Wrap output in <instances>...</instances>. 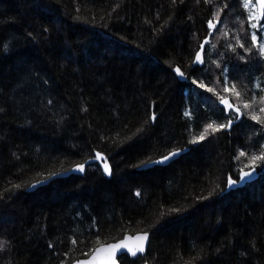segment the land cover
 <instances>
[{
  "label": "trees",
  "instance_id": "obj_1",
  "mask_svg": "<svg viewBox=\"0 0 264 264\" xmlns=\"http://www.w3.org/2000/svg\"><path fill=\"white\" fill-rule=\"evenodd\" d=\"M243 2L0 0V264L139 231L145 255L121 264H264V33ZM209 124L229 126L193 142Z\"/></svg>",
  "mask_w": 264,
  "mask_h": 264
},
{
  "label": "snow or ice",
  "instance_id": "obj_2",
  "mask_svg": "<svg viewBox=\"0 0 264 264\" xmlns=\"http://www.w3.org/2000/svg\"><path fill=\"white\" fill-rule=\"evenodd\" d=\"M207 2V0H206ZM250 6H252V0H244L243 2V7L244 8H250ZM256 6H258L259 11L257 12H253L250 13V20H254L256 22L251 23V28L252 29H257L259 30L261 33H264V23H261L262 20H264V0H256ZM214 19L216 21H219L220 16H219V12H217L214 16ZM216 27V25L212 22L209 21V28L210 29H214ZM225 35H227L225 33ZM251 40H252V45L257 46L259 55L261 57H264V41H259L256 32H253L251 34ZM237 44L240 47H244V45L237 40ZM201 50H203L204 45H201ZM231 47V46H230ZM233 51H235V48L232 49ZM251 49H246V51H250ZM203 57L200 51H198L196 53L195 56V60L193 61V63H203ZM225 72L227 71V69L224 70ZM176 72L178 75L180 76H184V73L180 71L179 68L176 69ZM195 83V81H194ZM225 91H232L235 96L237 98L240 97V92L236 90V86L232 85V88L229 89L227 87V81L225 82V87H224ZM208 91H213V89L209 88ZM261 102H264V97L260 98ZM221 103H223L227 108L231 109L233 108V105L231 103H229V101L226 98H221ZM245 108L250 107V105L248 103L244 104ZM237 112H239V109H236ZM261 111L264 112V108H261ZM252 119L254 120H259L258 116L253 115ZM231 123V121H229V124ZM229 125H213V124H209L207 125L206 129H205V133L201 134L198 138H194L193 142H196L197 139L199 140H203L205 138V135L207 134V130L211 129L213 132L215 131H219L220 129L227 127ZM176 153H170V155H175ZM241 156L245 155L243 152L240 154ZM97 159H100V154L97 153L96 156ZM169 157H164L165 160H167ZM264 160V153L260 154V155H253L251 157V165L255 166L257 161H261ZM77 170L79 171H84V165H78L77 166ZM104 172L110 174V168L109 165L107 164V162H104ZM251 173L250 172H243L241 179H244L245 177L250 176ZM235 183L232 180H229V184H233ZM127 239V238H126ZM138 243L135 244V246H129L126 241H121L119 243L116 244H109V245H100L99 247L95 248L94 250H92V255L90 257L89 260L87 261H81L78 262V264H117V255L118 253L123 250L126 249L127 253L130 254L131 256L135 257L137 256L138 253H144L145 251V243L148 240V234L147 233H143V234H138L135 238H134ZM77 243L76 240H72V244L75 245ZM99 243V242H98Z\"/></svg>",
  "mask_w": 264,
  "mask_h": 264
},
{
  "label": "water",
  "instance_id": "obj_3",
  "mask_svg": "<svg viewBox=\"0 0 264 264\" xmlns=\"http://www.w3.org/2000/svg\"><path fill=\"white\" fill-rule=\"evenodd\" d=\"M255 1H256V0H255ZM257 8H258V6H257ZM258 9H259V8H258ZM177 68H179L181 72H183V71H182V69H181L179 66H175V68H174V72H175L176 76L178 77V79H180V80H182V81H187L188 78H187V76H186V74H185L184 72H183V73H184V76H183V77L177 74V72H176V69H177ZM184 151H186V149H184V150H173V151L169 152L168 154H166V155L160 157L159 159H156V160L154 161V163H156V164H166V163H168L169 161H171L172 159L178 157V156L181 154V152H184ZM173 152H175L176 154H175V155H170V153H173ZM164 157H169V158H168L167 160H165ZM143 233H147V234H148V240H147V242L145 243V251H144V253H138L137 256H138V255H140V256H144L145 253H146V251H147L148 244H149V239H150V234H149V232H147V231H139V232H135V233H126V234H124L121 238H119V239H117V240L110 241V242H106V243H101V244L97 245L95 248L99 247L100 245H105V246H106V245H109V244H116V243H119V242H121V241H126V243H127L129 246H135V244L138 243V242H137L134 238H135L138 234H143ZM126 238H127V239H126ZM95 248H94V249H95ZM94 249H93V250H94ZM123 254L129 256L130 258H135V257H137V256H135V257L131 256L130 254L127 253L126 249H123V250H121V251L118 253V255H117V264H121V262H120V256L123 255ZM91 255H92V252H91L88 256H86V257H83V258H80V259L74 260V261L72 262V264H78V262H81V261H87V260L90 259ZM141 264H151V263H150V262H143V263H141ZM183 264H193V263H183Z\"/></svg>",
  "mask_w": 264,
  "mask_h": 264
},
{
  "label": "rangeland",
  "instance_id": "obj_4",
  "mask_svg": "<svg viewBox=\"0 0 264 264\" xmlns=\"http://www.w3.org/2000/svg\"><path fill=\"white\" fill-rule=\"evenodd\" d=\"M200 52H201V50H200ZM223 98H226V99L229 101V103L232 104V102L230 101V99H229L228 97H223ZM222 104H223V103H222ZM223 105H224V104H223ZM232 105H233V104H232ZM233 108H234V105H233ZM224 109H225L226 111L229 110V108H227L225 105H224ZM243 172H250L251 175L248 176V177H245L244 179H241V176H242ZM254 174H255V170H254L253 168H251V169H247V170H243V171L240 173V176H239L238 180H232V181H234L235 183H233V184L230 185V184H229V181H228V187H231V186H234V185H236V184H240V183H242V182H244V181H247V180L251 179V178L254 176Z\"/></svg>",
  "mask_w": 264,
  "mask_h": 264
}]
</instances>
